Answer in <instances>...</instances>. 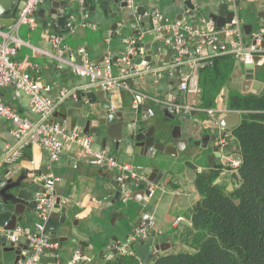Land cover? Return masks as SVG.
<instances>
[{"label": "crops", "instance_id": "1", "mask_svg": "<svg viewBox=\"0 0 264 264\" xmlns=\"http://www.w3.org/2000/svg\"><path fill=\"white\" fill-rule=\"evenodd\" d=\"M74 1L79 2V0ZM84 2L87 6L89 0ZM133 2L134 8H122L115 16L107 10L103 12L95 10L86 11V16L83 18L81 8L78 11L68 9L62 17L59 32L50 25V18L47 16L56 14L58 10L53 8L46 10L43 16L37 19L35 28L32 29L28 24L19 26L16 35L21 43L14 59L34 75L44 96L58 100L62 91L72 90L78 97L94 102L97 115H101L104 110L100 107L101 100L97 97V93L102 88L90 84L87 77L79 76L70 67L61 66V62L55 57L56 50L49 38L51 33L62 34L64 42L71 49L84 48L89 59L94 63L98 62V65L114 62L112 73L117 76L119 69L115 65V59L120 58L127 49V40L132 37L136 25L142 30L147 28V24H151L149 31L153 30L151 15L155 12H159L169 21L183 20L195 27L205 26L209 31L222 28L210 19L211 14L220 16L222 6L225 4L222 0H133ZM138 9L142 10L141 15ZM229 10H232L230 6ZM20 11L17 13V18ZM237 15L241 21V34L233 35L229 42L238 41L247 47L254 43L257 34L264 35V0H237ZM82 21L95 27H83ZM10 26L2 24V31L8 33ZM156 37L167 50L162 63L155 58L152 64L149 63L152 68L150 71L135 74L130 79L132 88L140 95L139 109L133 107V97L130 92L117 88L105 91L110 92L112 108L123 112L124 120L135 119L133 115L138 112L137 117L143 121V125L150 129L156 128V136L162 126L170 130L174 126H179L178 136L184 139L192 138V142L182 154L175 156L174 153V156H170L158 152L154 157L133 156L134 147L129 148L127 152L122 145L117 147V142L120 141L107 136L106 131L99 130L98 133L92 134L93 148L115 157L119 164L128 165L127 172L121 174L117 168L88 164L86 159H80L77 146L63 150L58 159L52 160L48 150L33 144L28 146L22 159L10 164L0 161V173L10 172L15 178L29 176L32 180L30 189L36 197L45 191L41 175L50 174L55 178V203L50 214L53 210H57L58 214L54 215L59 222L55 223V226L59 228L54 233H47L54 246L41 255L39 264H68L76 254L81 256L77 264H100L104 257L106 259L112 243L122 242L134 233L141 224L144 213L154 214L157 228L163 231L162 234H155L154 237L156 242L166 244L165 249L156 253H171L186 249L187 245L182 243L178 234L190 225L189 214L200 199L195 185L198 168L207 171L210 168L221 167L223 162L221 157H216L214 161L208 160V155L212 153L211 136L216 134V144H219L221 137H226L229 141L227 153L234 158L239 154L236 149L237 144L231 136L233 129L231 133L222 135V129L217 123L229 111H236L230 110L228 100L233 91L240 92L236 87L243 81V64L232 53L214 51L209 45L202 46L201 53H198L196 49L200 44V37H195L191 41V53L188 56L191 60L201 59L211 66L219 57L230 56L233 60L226 83L216 95L214 104L207 107L201 100L200 83V91L197 94H190L180 89L183 73L192 70L191 62L186 60L177 64V56L165 41L167 34H158ZM146 42H148L147 30H144L143 43ZM174 59L175 62L172 61ZM224 64L225 60L218 62V66ZM261 72L259 78L264 82V65L261 67ZM0 94L4 102L21 115L36 118L30 110L27 95L16 98L12 85L0 88ZM75 100L77 99L71 96L68 98L70 103ZM172 103L191 104L196 109L177 111ZM60 105L55 113L58 112ZM147 108H152L155 114L144 119L142 113ZM209 109L215 111L214 116L208 113ZM52 119L57 121L63 118L59 113L56 117L54 114ZM64 122L69 128L77 126L74 118H67ZM126 126L127 124L124 123L123 127H116L112 132L120 137L127 135ZM11 130V122L0 118V156L6 144L14 143ZM195 141L201 146L193 145ZM146 163H153V166L163 173L159 186L145 182L144 176L136 174V168L147 165ZM212 164L214 166H211ZM188 169L194 176L187 172ZM231 172V170L222 171L220 179L222 183L234 186ZM117 175L130 177L129 186H123L121 194L114 185V177ZM149 184L153 188L150 197L143 193ZM57 203L59 207L55 208ZM50 214L46 219H42L36 210L26 211V217L19 221L17 226H23L30 232H39ZM179 215H183L186 219L178 227H172L173 220ZM26 241L27 239L23 238L19 243L24 244ZM10 243L7 241L8 247ZM10 249L0 247V264H15L17 254ZM26 251L22 249V254L25 255Z\"/></svg>", "mask_w": 264, "mask_h": 264}, {"label": "built area", "instance_id": "2", "mask_svg": "<svg viewBox=\"0 0 264 264\" xmlns=\"http://www.w3.org/2000/svg\"><path fill=\"white\" fill-rule=\"evenodd\" d=\"M45 0H26L25 6L21 9L16 22L10 26L8 33L2 31L0 23V88L8 85L14 87L15 97L21 98L27 95L29 98V107L36 118L23 116L17 112L12 106L4 102L0 94V118L8 120L12 124L11 133L14 137L13 144H6L0 161L10 164L24 157L25 151L29 145H39L50 153L52 160L58 159L63 150L72 146L78 147V155L80 159H86L88 164L101 167L107 166L117 168L121 174L129 170L128 165L119 164L115 157L107 154L105 151L95 150L93 148V136L87 134L84 130L76 126L69 128L65 122H58L52 119L58 106L70 96L78 99L76 92L72 90H64L61 92L60 98L54 100L44 96L41 92L39 82L34 75L26 70L14 57L17 55L21 40L16 35L20 25L28 24L32 29L37 24V10L41 3ZM231 7L234 12V18L231 26H224L219 30L209 31L205 26L195 27L183 20L169 21L159 12H155L152 16L153 30L158 34H167L166 43L177 53V64L184 63L186 60L191 62L192 70L189 73H183L180 82V89L190 94H197L200 91L199 72L205 66H208L201 59H190L191 53L190 43L195 37H200L199 46L196 49L201 53L202 46L209 45L217 52H230L239 62L252 63L255 54H264V48L261 43L264 41V35L259 33L255 36L254 43L249 46H243L238 41H230L235 34H241V21L237 15V0H222ZM83 18H85L84 0H79ZM129 7L134 8L133 0H129ZM149 15V14H148ZM164 20V21H163ZM81 25L95 27L82 21ZM56 50V59L61 62V66H68L79 76L87 77L89 83L100 86L103 90L122 89L132 94V104L135 109H139L140 95L134 90L130 84V79L135 74H142L150 71L152 68L145 60L138 66L135 65L136 58L140 55L136 49L135 38L131 37L127 40L128 46L125 52L115 62L119 69L116 76L112 73L114 62L106 63L100 66L92 62L88 53L84 48L78 50L71 49L65 42L64 37L60 33H51L49 35ZM138 68L133 71V68ZM38 71V70H37ZM177 111L196 109L191 104L172 103ZM210 115L215 114L213 109H209ZM155 112L152 108H147L143 113V118L147 119L154 116ZM228 140L221 137L219 146L221 147L223 171L234 170L239 166L240 160L234 158L227 153ZM203 172V168H198V173ZM120 178L122 176L120 175ZM45 191L38 195L36 212L42 219H46L50 214L54 203V185L55 178L50 174L41 175ZM186 218L183 215L177 216L172 227H178ZM156 226V218L152 213H144L142 222L136 228L133 234L128 236L124 241H116L111 244L110 250L106 254V260H111L115 253L131 255L134 253L133 246L137 242H141L155 234H162ZM0 236L7 238L9 242L19 243L20 240L26 238L29 240L32 254L26 251V258L19 261V264H39L41 255L54 243L50 241L47 233L43 231V227L39 232H30L23 226H16L14 230H5L0 228ZM81 260L80 254H76L74 259L68 264H77Z\"/></svg>", "mask_w": 264, "mask_h": 264}, {"label": "water", "instance_id": "3", "mask_svg": "<svg viewBox=\"0 0 264 264\" xmlns=\"http://www.w3.org/2000/svg\"><path fill=\"white\" fill-rule=\"evenodd\" d=\"M26 4V0H0V23L13 25L17 20V13ZM85 5V11H99L103 12L107 10L111 15H117L122 8L129 7V0H89L87 6ZM58 10L56 14L47 15L50 18V25L59 32V27L62 25V17L66 14L68 9L78 11L80 3L74 0H45L40 4L37 10V19L42 17L46 10L50 9ZM223 10V11H222ZM220 16L215 14L210 15V19L215 21L219 28L224 26H231V21L234 18V12L229 10L227 4H223ZM138 13L141 15L142 10L138 9ZM7 13V14H6ZM181 19V18H180ZM9 21V22H8ZM75 21V20H74ZM48 25V24H47ZM151 24H147V28L140 29L135 26L132 37L135 38V47L139 51V55L135 60V65L138 66L143 60L152 64L156 58L159 63H162L164 55L167 54L166 48L157 39L158 32L156 30L149 31ZM144 30H147L148 42L143 43ZM264 48V41L261 43ZM171 51L178 56V53L171 49ZM118 58L115 59L117 61ZM175 62V59L172 60ZM243 81L237 85V89L242 94H264V82L259 78L262 74L261 67L264 65V54H255L253 56L252 63H243ZM98 64V62H95ZM101 65V64H99ZM104 66V65H101ZM136 71V68H133ZM101 92V93H100ZM109 91L100 89L97 93V97L101 100V108L104 112L101 115H97L95 111V103L87 101V98L81 96L74 102H69L65 99L58 112L54 113L55 117L60 113L63 119H58V122H64L67 118H74L77 126L81 127L87 134L98 133L99 130L106 131L107 136L115 138L120 141L117 142V147L122 145L128 152L129 148L134 147L133 156L154 157L158 152H163L170 156H177L182 154L185 148L192 142V138L184 139L178 136L179 126H174L171 130L166 126H162L156 136V128H148L143 125V121L137 117L138 112L134 113L135 119L124 120L123 112L116 111L112 108V104L109 99ZM145 112V111H144ZM143 112V113H144ZM142 113V114H143ZM57 119V118H56ZM139 120V121H138ZM241 122L240 111H229L226 115L222 116L218 120V127L222 129V135L231 133V130L239 125ZM124 123L127 124V135L116 136L112 132L116 127H123ZM177 131V133H176ZM213 142L210 144L212 153L208 155V160H215L216 157H222V152L218 144H216V134L212 135ZM169 139V140H168ZM106 141V140H105ZM195 146L199 147L201 144L194 142ZM236 159L240 160L241 155L237 154ZM147 165L138 166L136 168V174L145 177V182L153 183L159 186L163 173H160L158 168L153 166V163H146ZM211 164V163H210ZM211 166H214L212 164ZM189 174L194 176L191 170H187ZM114 185L119 189V194L122 192V187L130 184V177L124 175L120 178V175L114 177ZM217 183L221 182L220 177L216 180ZM141 183V182H140ZM32 180L27 175L15 178L11 173H0V228L5 230H14L19 221L25 218V212H33L36 209L37 197L30 187ZM229 190L233 189L232 184L227 187ZM144 194L150 197L153 193L151 184L143 190ZM236 200V203H239ZM57 203L55 208H58ZM57 210H53L48 219L45 221L43 231L51 234L58 230L59 226H55L59 220L56 215ZM7 238L0 236V247L11 248L17 254L15 264H19L20 260L26 258L22 254V249H25L32 254L30 250V242L26 241L24 244L11 242L9 247L7 246ZM164 243L156 242L155 237H149L141 242L134 244L133 249L135 256L140 260L141 264H150V257L158 251L165 249Z\"/></svg>", "mask_w": 264, "mask_h": 264}, {"label": "trees", "instance_id": "4", "mask_svg": "<svg viewBox=\"0 0 264 264\" xmlns=\"http://www.w3.org/2000/svg\"><path fill=\"white\" fill-rule=\"evenodd\" d=\"M232 64V57H219L200 70L204 106L214 104ZM228 101L230 110L241 112V122L231 134L241 155L230 174L233 189L216 182L223 166L197 173L200 199L189 214L190 225L178 234L186 249L153 254L150 264H264V94L233 91ZM100 264L141 262L134 253H115Z\"/></svg>", "mask_w": 264, "mask_h": 264}, {"label": "rangeland", "instance_id": "5", "mask_svg": "<svg viewBox=\"0 0 264 264\" xmlns=\"http://www.w3.org/2000/svg\"><path fill=\"white\" fill-rule=\"evenodd\" d=\"M219 145V144H218ZM220 147V146H219ZM220 150H221V147H220ZM223 154V153H222ZM222 158V157H221ZM178 251V250H177ZM134 254H135V251H134Z\"/></svg>", "mask_w": 264, "mask_h": 264}]
</instances>
